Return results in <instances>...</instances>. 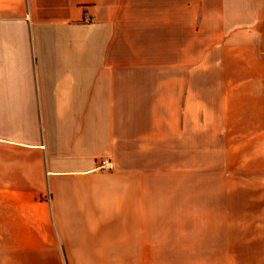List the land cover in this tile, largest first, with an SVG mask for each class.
<instances>
[{
    "label": "crops",
    "instance_id": "0c3cea01",
    "mask_svg": "<svg viewBox=\"0 0 264 264\" xmlns=\"http://www.w3.org/2000/svg\"><path fill=\"white\" fill-rule=\"evenodd\" d=\"M259 4L0 0V264H264L206 162Z\"/></svg>",
    "mask_w": 264,
    "mask_h": 264
},
{
    "label": "rangeland",
    "instance_id": "374dc122",
    "mask_svg": "<svg viewBox=\"0 0 264 264\" xmlns=\"http://www.w3.org/2000/svg\"><path fill=\"white\" fill-rule=\"evenodd\" d=\"M259 5L258 42L235 59L237 75L229 77L235 89L225 93V108L211 109L214 121L207 129L206 162L226 184V210H234L239 201L240 210H260L264 202V0ZM249 198L251 204L246 203Z\"/></svg>",
    "mask_w": 264,
    "mask_h": 264
},
{
    "label": "built area",
    "instance_id": "2783aa9c",
    "mask_svg": "<svg viewBox=\"0 0 264 264\" xmlns=\"http://www.w3.org/2000/svg\"><path fill=\"white\" fill-rule=\"evenodd\" d=\"M99 167L102 169L111 170L113 169L114 165L109 159L103 158L100 160Z\"/></svg>",
    "mask_w": 264,
    "mask_h": 264
}]
</instances>
